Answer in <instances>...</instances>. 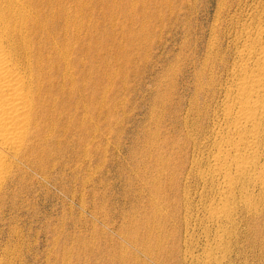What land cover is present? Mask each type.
<instances>
[{
  "label": "bare ground",
  "instance_id": "6f19581e",
  "mask_svg": "<svg viewBox=\"0 0 264 264\" xmlns=\"http://www.w3.org/2000/svg\"><path fill=\"white\" fill-rule=\"evenodd\" d=\"M194 1L183 6L187 54L178 58L187 93L180 86L173 103L185 131L170 151L181 160L168 164L173 179H153L171 203L150 206L154 221L171 228L167 242L185 236L179 259L176 246L164 248L166 264H250L239 257L243 239L264 248V0H218L217 24L192 33ZM85 9L80 0H0V197L23 179H57L78 148L89 157L94 25ZM172 12L178 27L180 11Z\"/></svg>",
  "mask_w": 264,
  "mask_h": 264
},
{
  "label": "rangeland",
  "instance_id": "374dc122",
  "mask_svg": "<svg viewBox=\"0 0 264 264\" xmlns=\"http://www.w3.org/2000/svg\"><path fill=\"white\" fill-rule=\"evenodd\" d=\"M80 1L88 5L81 16L91 12L94 25L92 76L85 93L91 92L93 99L90 154L87 159L78 148L71 160L66 156L53 181L23 179L6 188L0 197V262L8 258L15 264H166L163 250L174 246L165 239L171 228L154 221L150 204L171 203L169 192L157 189L153 179H173L168 164L181 160L170 151L184 144L178 133L185 131L182 112L180 123H175L179 109L173 103L180 86L187 93L189 78L179 75L184 68L179 59L187 54L181 49L187 29L183 6L195 1ZM217 1L208 5L199 0V12L190 15L192 33L200 25L210 32L217 24ZM174 9L181 15L178 27ZM79 139L75 133L76 142ZM241 245L246 247L241 259L264 264V248L249 246L245 239ZM175 246L176 256L184 252L185 236Z\"/></svg>",
  "mask_w": 264,
  "mask_h": 264
}]
</instances>
